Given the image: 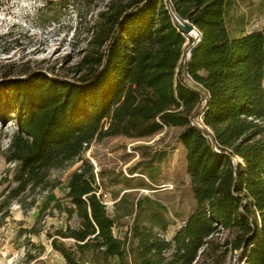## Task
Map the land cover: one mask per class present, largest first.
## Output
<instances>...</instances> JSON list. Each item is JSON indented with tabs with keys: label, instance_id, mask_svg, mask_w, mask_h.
Masks as SVG:
<instances>
[{
	"label": "trees",
	"instance_id": "16d2710c",
	"mask_svg": "<svg viewBox=\"0 0 264 264\" xmlns=\"http://www.w3.org/2000/svg\"><path fill=\"white\" fill-rule=\"evenodd\" d=\"M57 3L78 12L93 4L97 13L73 75L38 68L0 79V119L15 124L0 147L13 163L0 177V224L14 202L28 211L38 194L65 181L67 202L56 207L67 223L46 231L64 264H229L230 253L264 264V24L233 35V0ZM173 11L202 32L194 45ZM169 127H180L186 148L195 201L187 213L135 189L157 187V163L167 151L141 163L150 179L141 185H131L130 175L96 170L84 155L96 140ZM78 161L66 180L55 173ZM107 175L128 185L114 193L112 210L100 191ZM118 221L127 224L124 235L114 231Z\"/></svg>",
	"mask_w": 264,
	"mask_h": 264
},
{
	"label": "rangeland",
	"instance_id": "374dc122",
	"mask_svg": "<svg viewBox=\"0 0 264 264\" xmlns=\"http://www.w3.org/2000/svg\"><path fill=\"white\" fill-rule=\"evenodd\" d=\"M57 1L0 0V79L20 76L38 68L73 75L72 67L86 45L87 28L95 18L97 8L86 4L78 12L72 5L63 7ZM228 20L233 35L261 28L264 24V0H233ZM188 54L189 46L186 47L184 60ZM14 128L13 119L9 118L7 123L0 119V147L7 145ZM179 130L180 127H169L145 137L109 136L93 141L84 155L93 161L96 170L105 168L119 172L120 179L130 175L133 178L131 185H141L142 178L150 181L139 168L141 163L155 151H167L157 163L161 167L159 181L154 185L157 187L135 189H139V194L148 193L169 205L171 211L187 213L195 201L189 186L186 148L177 138ZM80 163L78 161L55 173L66 180ZM12 165L0 154V177L9 173ZM105 179L109 185L100 191L112 210L116 200L114 193H123L128 185L123 180L111 183L108 175ZM65 191L64 181L58 187L38 194L35 206L28 211L20 203H13L11 215L0 224V264H64L63 256L53 249L46 231L67 223L66 213L56 207L60 201L67 202ZM41 213L44 215L40 218ZM131 219L128 216L124 221ZM33 225L42 227V230L38 233L24 231ZM177 226L172 225L167 236L170 237ZM126 228V223L118 221L114 231L124 235ZM227 259L229 264H246L238 260L237 254L230 253Z\"/></svg>",
	"mask_w": 264,
	"mask_h": 264
},
{
	"label": "water",
	"instance_id": "95a60500",
	"mask_svg": "<svg viewBox=\"0 0 264 264\" xmlns=\"http://www.w3.org/2000/svg\"><path fill=\"white\" fill-rule=\"evenodd\" d=\"M174 16H175V20H176L178 27L182 29L183 33L188 34L194 28L198 29V27L194 23L190 22L188 19L180 18L176 13L174 14ZM200 35H202V32L199 30V36ZM199 36H196V37L192 36V37H194L192 45H194L196 43V41L199 39ZM190 55H191V47L189 48V54H188L187 58H189Z\"/></svg>",
	"mask_w": 264,
	"mask_h": 264
},
{
	"label": "bare ground",
	"instance_id": "6f19581e",
	"mask_svg": "<svg viewBox=\"0 0 264 264\" xmlns=\"http://www.w3.org/2000/svg\"><path fill=\"white\" fill-rule=\"evenodd\" d=\"M199 35V30L197 28H194L190 33H188L187 35L190 37V36H193V35Z\"/></svg>",
	"mask_w": 264,
	"mask_h": 264
},
{
	"label": "built area",
	"instance_id": "2783aa9c",
	"mask_svg": "<svg viewBox=\"0 0 264 264\" xmlns=\"http://www.w3.org/2000/svg\"><path fill=\"white\" fill-rule=\"evenodd\" d=\"M173 14H175V12L173 11ZM104 201L108 204V200H106V199H104ZM181 223H183V221L182 220H179V224H181Z\"/></svg>",
	"mask_w": 264,
	"mask_h": 264
}]
</instances>
